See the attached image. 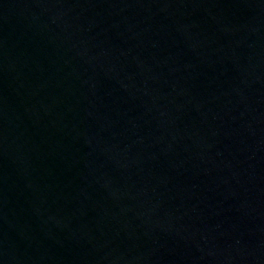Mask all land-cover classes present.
Returning <instances> with one entry per match:
<instances>
[{"label":"water","instance_id":"95a60500","mask_svg":"<svg viewBox=\"0 0 264 264\" xmlns=\"http://www.w3.org/2000/svg\"><path fill=\"white\" fill-rule=\"evenodd\" d=\"M0 264H264V0H0Z\"/></svg>","mask_w":264,"mask_h":264}]
</instances>
